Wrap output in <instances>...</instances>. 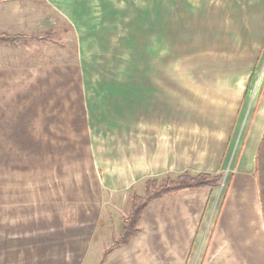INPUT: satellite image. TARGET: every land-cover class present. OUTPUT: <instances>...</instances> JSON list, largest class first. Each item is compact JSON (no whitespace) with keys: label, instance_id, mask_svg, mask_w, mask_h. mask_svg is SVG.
<instances>
[{"label":"crops","instance_id":"obj_1","mask_svg":"<svg viewBox=\"0 0 264 264\" xmlns=\"http://www.w3.org/2000/svg\"><path fill=\"white\" fill-rule=\"evenodd\" d=\"M0 35L24 38L0 42V264H264L252 174L263 92L226 196L155 201L139 235L104 257L146 180L222 172L227 139L201 135L207 106L193 120L176 80L236 82L238 111L264 52V0H0ZM98 63L212 67L138 70L92 90L81 66Z\"/></svg>","mask_w":264,"mask_h":264},{"label":"rangeland","instance_id":"obj_2","mask_svg":"<svg viewBox=\"0 0 264 264\" xmlns=\"http://www.w3.org/2000/svg\"><path fill=\"white\" fill-rule=\"evenodd\" d=\"M54 50H52L53 52ZM71 49H66L65 54L70 52ZM139 67V68H138ZM212 66H208V69ZM81 69L85 75V81L89 88L92 90L95 88H102L106 84L109 86H115L120 83V78L124 74H134L138 70L140 72H154L160 71L163 73H179L182 74L188 72L195 73H203L209 72L205 66H184V65H176V66H136L131 64H89L81 66ZM214 69V66H213ZM263 72V76L259 80V75ZM176 85L177 89H185L183 95L179 96V91L177 90V101L182 100L186 105H191L193 108V120L198 121V113L196 112L198 106H207L208 110V124L206 127L201 128V135L203 133L207 135V138H223L227 139L225 144V156L222 164V172L217 175L221 176L220 183L217 188H213L214 192L216 191L217 197L216 199H222L223 196H226L227 189L229 187L231 177L234 174L235 165L240 156L243 142L245 136L248 132L250 121L253 117V110L259 101V98L262 99L261 92L264 95V52L261 56L259 65L256 68V75L253 77L251 82L247 85V93L242 100L241 106L239 110H236V103L234 93L232 92L235 87L236 82H222L221 85H218V82L215 81H183L177 76ZM90 80V81H89ZM229 84L228 86H226ZM204 85V86H203ZM226 86V87H225ZM118 87V86H117ZM223 87V92H222ZM200 88V91H198ZM232 89V90H231ZM234 91V90H233ZM260 99V101H261ZM235 103V104H234ZM216 110L215 113L211 114L210 111ZM214 118L212 121L211 119ZM231 118V121L229 119ZM224 123V124H223ZM193 128L191 132V136L196 135L194 132H199L196 128L195 123L193 122ZM33 169V213H38L39 209H43L40 204H35L36 197L41 195L40 192V172L41 167L39 162H32ZM46 171H44L45 173ZM204 174V173H201ZM254 176V172L252 173ZM212 175V174H211ZM54 178V176H53ZM52 178V179H53ZM47 180V178H45ZM49 179H51L49 177ZM211 189V191L213 190ZM48 194H53V198H48V200H53L47 202V204L51 207H48L47 211L49 213H55L57 211L55 207L56 194L55 192H51ZM60 204V202H58ZM45 208V207H44ZM37 212H34L36 211ZM124 209L119 210V215L124 216ZM71 213H65V216H71ZM127 215V214H125ZM126 218V217H125ZM124 218V219H125ZM123 219V220H124ZM115 240V239H114ZM113 243V242H112ZM111 246V245H110Z\"/></svg>","mask_w":264,"mask_h":264},{"label":"trees","instance_id":"obj_3","mask_svg":"<svg viewBox=\"0 0 264 264\" xmlns=\"http://www.w3.org/2000/svg\"><path fill=\"white\" fill-rule=\"evenodd\" d=\"M24 39L18 36L0 35L1 43L17 42ZM254 175L259 193L261 213L264 222V134L259 142L255 159ZM220 175L182 173L174 178L165 177L160 180L148 179L144 184L142 196L132 194L126 218L122 221L119 234L111 246L106 249L104 257L116 249L126 247L140 233L141 218L145 210L155 201L169 195L203 189L217 188Z\"/></svg>","mask_w":264,"mask_h":264},{"label":"built area","instance_id":"obj_4","mask_svg":"<svg viewBox=\"0 0 264 264\" xmlns=\"http://www.w3.org/2000/svg\"><path fill=\"white\" fill-rule=\"evenodd\" d=\"M262 76H263V72L258 76L259 80L261 79Z\"/></svg>","mask_w":264,"mask_h":264}]
</instances>
